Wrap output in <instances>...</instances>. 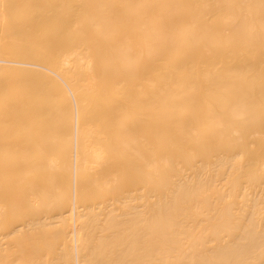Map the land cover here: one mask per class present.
<instances>
[{"label": "bare ground", "instance_id": "bare-ground-1", "mask_svg": "<svg viewBox=\"0 0 264 264\" xmlns=\"http://www.w3.org/2000/svg\"><path fill=\"white\" fill-rule=\"evenodd\" d=\"M0 264H264V0H0Z\"/></svg>", "mask_w": 264, "mask_h": 264}, {"label": "rangeland", "instance_id": "rangeland-1", "mask_svg": "<svg viewBox=\"0 0 264 264\" xmlns=\"http://www.w3.org/2000/svg\"><path fill=\"white\" fill-rule=\"evenodd\" d=\"M55 11L51 12V14H53ZM50 14V15H51ZM46 14L44 13L43 14V17H47V15L45 16ZM63 23H65V21H63ZM67 23V22H66ZM32 24H35V22H32ZM63 36H54L52 38V40L48 39V38H42V41L43 42H49L51 44H54V43H57L58 41H61L62 43H64L65 41L68 40V38L65 36V34H62ZM34 39V38H33ZM27 41V39H26ZM16 74H11L9 75V79H8V84H13L17 81V78L15 77ZM20 80L21 78L18 77ZM46 89H51V100L49 103H47V105L45 107H43L41 109V112L42 113H46V115H49V117H47V121L52 124L54 123L56 120H57V105H58V95H59V90L56 86L53 87V85H51V87L47 86L46 87H43V91H45ZM10 102H9V105L6 107V109L2 110V114H7L8 115V119H13V122L16 121V120H22L23 118V115H22V112L21 114L20 111H21V106H25V100L24 98H19V96H16L14 95V93L12 95H10ZM15 106H17V110H18V116L17 118L14 116V113H15ZM36 113H33L31 115V117L29 119L31 120H36V121H39L41 119V117L39 115H37V107H36ZM22 116V118H20ZM7 118V117H6ZM1 119L4 120V117H2ZM57 145V143H55V146ZM54 146V147H55ZM56 149V148H55ZM44 152H55L54 148L51 149V150H45Z\"/></svg>", "mask_w": 264, "mask_h": 264}]
</instances>
